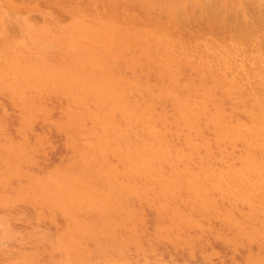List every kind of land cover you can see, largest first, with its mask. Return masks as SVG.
Instances as JSON below:
<instances>
[{"label": "rangeland", "instance_id": "rangeland-1", "mask_svg": "<svg viewBox=\"0 0 264 264\" xmlns=\"http://www.w3.org/2000/svg\"><path fill=\"white\" fill-rule=\"evenodd\" d=\"M0 264H264V0H0Z\"/></svg>", "mask_w": 264, "mask_h": 264}]
</instances>
